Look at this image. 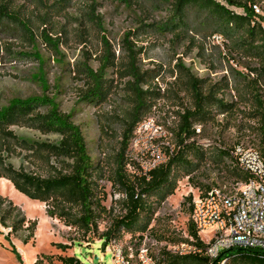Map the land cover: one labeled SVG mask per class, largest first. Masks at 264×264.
<instances>
[{
    "label": "rangeland",
    "instance_id": "374dc122",
    "mask_svg": "<svg viewBox=\"0 0 264 264\" xmlns=\"http://www.w3.org/2000/svg\"><path fill=\"white\" fill-rule=\"evenodd\" d=\"M215 1L235 13H246L244 8L229 6L224 0ZM0 2L16 10L29 26L25 30L20 24L9 22L5 31L0 32V109L15 98L47 96L54 99L62 113L71 114L72 122L83 134L91 161L99 165L93 180L104 208L95 210L98 214L96 229L83 233L50 217L44 203L28 199L8 180L0 178V196L19 208L20 217L37 222L34 235L27 229L8 234L10 228L0 226V264H63L59 256H76L83 264H115L118 249L125 259L131 258L129 264H137L140 248H146L163 264V251L186 240L194 196L217 186H230L235 181L230 171L238 169L233 167L229 151L243 145L264 156L262 122L258 117L248 116L251 111L259 110L260 105L264 108L260 62L234 49L230 41L215 33L204 23L203 15L194 9L186 10L185 27L173 31L166 29L172 14L171 0ZM92 3L95 4L94 15L89 9ZM248 7L264 29V0H254ZM127 34L128 41L138 50L137 65L141 72L149 75L142 88L152 93L148 96L150 110L142 117L148 127L137 129L134 134L154 135L156 143L169 155L182 148L177 137L181 116L187 109H194L188 74L203 80L201 86L205 94L234 104L232 111L213 109L208 120L193 122L195 135L183 145L189 146L184 154L185 161L175 167L174 193L159 206L156 198L150 197L153 209L147 215L151 219L145 231H128L116 224L126 210L123 195L113 179L125 121L135 106L132 95L124 89L129 78L122 77L123 65L128 61ZM45 36L57 46L49 45ZM104 39L109 43L114 65L105 73L108 96L97 103L82 98L87 86L78 71L84 63L94 70L99 68L107 50ZM224 85L225 88H219ZM39 110L45 113L48 107ZM12 130L30 141L57 143L60 140L56 134H42L29 128L16 126ZM2 155L6 157L7 153L4 151ZM124 157L138 163L130 147ZM7 161L16 168L43 177L63 167L62 161L55 157L47 162L20 147H16ZM125 169L132 175L135 167L127 165ZM142 218L141 224L146 215ZM108 232L113 234L106 243ZM58 246L67 248L64 251Z\"/></svg>",
    "mask_w": 264,
    "mask_h": 264
},
{
    "label": "trees",
    "instance_id": "16d2710c",
    "mask_svg": "<svg viewBox=\"0 0 264 264\" xmlns=\"http://www.w3.org/2000/svg\"><path fill=\"white\" fill-rule=\"evenodd\" d=\"M224 1L229 6L244 8L246 13L244 15L235 13L229 7L215 0H171L170 12L172 14L168 18L169 24H166V29L173 31L185 27L186 10L194 9L199 15H203L204 23L210 25L215 33L230 41L234 49L247 56L257 58L261 64V77L264 78V29L261 21L254 19V12L248 7V3H254V0ZM89 9L94 15L95 4H90ZM9 22L18 23L25 30L29 29L28 24L20 19L16 10H13L7 3L0 2V32L5 31ZM128 36L127 34L125 38L128 61L123 65L122 77L129 78L124 89L132 95L131 101L135 106L128 121H125L121 151L117 157L115 179H113L114 184L118 186V192L124 196L123 207L126 210V214L116 224L117 227H124L128 231L135 229L145 231L151 219V216L147 215L153 209L149 202L150 197H155L159 206L174 193L175 167L185 161L184 154L189 146L183 145L195 135V131L192 129L193 122L208 120L212 117L213 109L221 112L232 111L234 104L225 103L215 95L205 94L201 86L203 80H198L188 74L190 91L194 98V109H187L181 116L182 123L178 128L177 137L179 146L182 148L176 154H170L168 162L156 168L148 180L134 174L129 175L125 167L127 165L136 167L137 163L126 159L124 152L128 150L130 139L137 125L150 110L148 96L152 93L142 88V84L147 82L149 75L147 72H141L137 65L138 50L128 41ZM45 38L49 45L57 46V43L51 38L46 36ZM104 41L107 50L101 57L99 68L94 70L84 63L78 71L87 86L82 98L97 103L105 101L108 96L109 86L106 84L105 73L109 67L114 65L110 59L109 43L105 39ZM36 59L40 61L38 54H36ZM41 81L45 85L43 77H41ZM225 87L224 85L219 88ZM41 107H48L47 112H41L39 110ZM248 116L260 118L261 130L264 134L263 104L260 105L259 110L251 111ZM16 126L37 130L42 134H56L60 136V140L57 143H43L20 138L12 130ZM16 147H20L33 156L44 158L47 162L55 157L62 161L63 167L48 177L16 168L7 161V158L15 152ZM4 151L7 153L6 157L2 155ZM98 171L99 165L95 166L91 161L80 128L72 122L71 114L62 113L59 110L54 99L47 96L15 98L10 101L8 106L0 109V178L8 180L16 191L28 199L44 203L50 217L62 220L67 226L83 233L94 231L96 229L95 221L98 217L95 210H104L101 205V197L97 192L96 182L93 180ZM230 174L234 177V182L248 180V175L239 170H232ZM5 202H7V208H4ZM20 213L19 208L10 200L0 196V226L9 227L8 234L27 229L30 231V235H34L37 222L20 217ZM143 215H146V218L141 224ZM25 224L28 225L24 228ZM187 233L189 237L201 243L192 220L187 226ZM112 234V232L105 234L106 243L110 241ZM6 237L9 239L8 235ZM24 242L27 243L28 240L26 239ZM58 247L64 251L67 248L65 246ZM162 255V262L165 264H209L210 262L202 256L178 257L165 251ZM58 259L63 264H83L76 256H59ZM222 260H225L224 264H264V250L234 248L223 251L213 264H220Z\"/></svg>",
    "mask_w": 264,
    "mask_h": 264
},
{
    "label": "built area",
    "instance_id": "2783aa9c",
    "mask_svg": "<svg viewBox=\"0 0 264 264\" xmlns=\"http://www.w3.org/2000/svg\"><path fill=\"white\" fill-rule=\"evenodd\" d=\"M253 8L259 11L255 5ZM144 126L148 127V124L141 121L135 131ZM129 147L138 161L133 174L140 178L148 180L156 168L169 160V154L156 143L152 134L133 133ZM229 154L233 167L248 175V180L217 186L205 194L195 195L191 217L201 243L186 235V241L167 248L168 254L202 256L213 264L223 251L234 248L264 250V157L243 145L236 146ZM130 259L124 258L121 249L117 250L115 264H129ZM137 262L158 264L146 248L138 250ZM224 263L225 260L220 262Z\"/></svg>",
    "mask_w": 264,
    "mask_h": 264
}]
</instances>
